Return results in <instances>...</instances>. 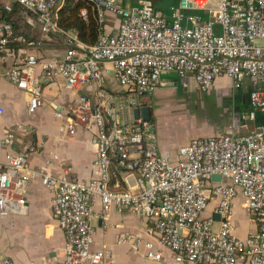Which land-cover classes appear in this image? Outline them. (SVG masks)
<instances>
[{"label":"built area","instance_id":"obj_1","mask_svg":"<svg viewBox=\"0 0 264 264\" xmlns=\"http://www.w3.org/2000/svg\"><path fill=\"white\" fill-rule=\"evenodd\" d=\"M13 1L26 22H38L44 35L65 34L67 47L60 55L19 56L6 72L8 80L30 94L29 114L45 106L44 82L91 88V94L78 95L71 113L58 109L55 117L61 134L75 135L81 128L91 132L97 153L89 179L77 176L55 152L38 169L31 164L38 146L14 152L15 134L5 132L0 136L6 151L0 159V215L26 212L29 184L39 178L52 192V208L65 234L58 264H108L106 250L95 247L92 218L98 203L105 215L114 206L129 207L152 223V238L118 237L135 251L143 247L149 260L162 261L168 249L173 264H264V124L250 125L264 110V0H179L167 13L151 0L128 5L89 0L101 24L95 44L58 26L56 9L63 2ZM13 8L0 5L1 51L11 43L29 42L3 17ZM109 12L118 16L112 32L105 31ZM168 72L192 76L202 92L219 76L235 86L252 80L250 108L240 114L246 132L195 137L180 145L175 157L161 154L154 122L136 118L134 110L166 85ZM109 77L116 79L118 91L110 88ZM4 112L0 103V115ZM213 174L221 180L212 179ZM239 196L257 224L244 238L236 234L234 219ZM0 264L16 262L0 252Z\"/></svg>","mask_w":264,"mask_h":264},{"label":"crops","instance_id":"obj_2","mask_svg":"<svg viewBox=\"0 0 264 264\" xmlns=\"http://www.w3.org/2000/svg\"><path fill=\"white\" fill-rule=\"evenodd\" d=\"M136 1L126 3L123 0V3L128 5ZM4 4L14 5L11 21L17 33L30 41L27 44L11 43L7 50H0V103L5 109L0 115V136L8 131L15 134L11 145L14 152H23L30 144H36L38 150L31 156V164L35 168H45L47 159L55 152L77 176L89 179L93 176V161L97 153L96 146L91 142L92 134L82 128L75 135L61 134L55 111L62 109L67 114L71 113L74 100L81 93L91 94V88L85 86L76 90L69 88L65 81L44 82L45 106L29 114L30 94L12 84L6 72L16 58L26 53L60 55L67 46L60 36L44 35L38 22H26L13 0H0V5ZM155 7L161 10L157 5ZM168 11L163 10L164 13ZM117 24L118 16L109 12L105 31H114ZM163 80L167 82L166 85L146 96L147 104L152 107V121L161 154L175 157L177 148L195 137L246 132L240 126V114L250 108V93L256 87L252 80H245L247 95L244 103H239L240 90L244 88L236 87L226 76L216 78L212 88L206 92L197 87L192 76L181 77L175 72H168L163 75ZM108 82L111 89H120L114 77H109ZM179 92L186 93L187 99L184 95L180 97ZM215 100L219 106H216ZM192 106L207 112L201 114L200 125H196L199 120L197 114L187 111ZM260 124H264V110H260L255 120L250 121L251 127ZM5 152L0 147V159ZM52 198L51 190L39 178H35L29 184L26 212L0 215V252L13 258L16 264H58L63 258L65 234L58 226ZM210 209L205 215L210 213ZM234 219L236 234L240 237H247L257 229L240 196L234 202ZM92 224L95 228V247L106 250L110 256L108 264H173V255L168 249L163 250L164 258L158 262L147 259L143 247L135 251L129 244L118 242V237L123 234L152 238V223L135 215L129 207L114 206L105 215L101 203H98Z\"/></svg>","mask_w":264,"mask_h":264},{"label":"trees","instance_id":"obj_3","mask_svg":"<svg viewBox=\"0 0 264 264\" xmlns=\"http://www.w3.org/2000/svg\"><path fill=\"white\" fill-rule=\"evenodd\" d=\"M57 2L59 4L63 2L56 9L59 14L58 26L65 31H75L82 42L95 44L101 32V24L93 3L89 0H57ZM82 9H86V15H83ZM14 11L15 7L13 11L3 13V17L11 19ZM48 35L60 36L64 42L66 41V35L62 32H49L46 36Z\"/></svg>","mask_w":264,"mask_h":264},{"label":"rangeland","instance_id":"obj_4","mask_svg":"<svg viewBox=\"0 0 264 264\" xmlns=\"http://www.w3.org/2000/svg\"><path fill=\"white\" fill-rule=\"evenodd\" d=\"M129 1L130 0H125V2L126 3H129ZM151 1H153V3L155 4V5H157L162 11L163 10H169L170 9V7L172 6V5H178V3H179V0H151ZM125 3V5H127ZM247 80V79H246ZM247 85V83L245 82V80H244V82H242L239 86H242L241 88H244V89H242V90H240V94H239V103H244V101H245V99H246V95H247V92L245 91V86ZM236 87H238V86H236ZM179 94V96L180 97H182V95H184V97H185V99H187V95H186V93L185 94H181L180 92L178 93ZM215 103H216V106H219V104H218V101H216L215 100ZM188 112H194L195 114H197V116H198V118H199V120H197L196 122V125H200V124H202L201 122V119H200V117H201V114H207V112L205 111V110H202V109H196L195 107H193L192 106V108L191 107H188V110H187ZM260 111V110H259ZM258 111V112H259ZM213 112V111H212ZM257 112V113H258ZM211 114H213V113H211ZM57 120V119H56ZM55 120V122H56V124H57V121ZM58 124H59V121H58ZM34 132L35 133H37V131H35L34 130ZM38 134V133H37ZM55 144V143H54Z\"/></svg>","mask_w":264,"mask_h":264},{"label":"water","instance_id":"obj_5","mask_svg":"<svg viewBox=\"0 0 264 264\" xmlns=\"http://www.w3.org/2000/svg\"><path fill=\"white\" fill-rule=\"evenodd\" d=\"M134 115L136 118H142L145 120H152V107L149 104H147L141 108H136L134 110ZM212 179L221 180V175L220 174H213ZM213 218L216 220H219L220 216H219V214L214 213Z\"/></svg>","mask_w":264,"mask_h":264}]
</instances>
